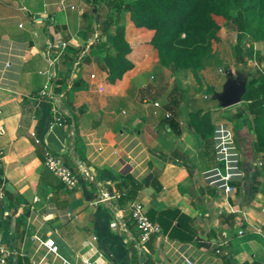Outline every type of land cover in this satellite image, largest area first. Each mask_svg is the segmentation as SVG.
I'll use <instances>...</instances> for the list:
<instances>
[{
	"label": "crops",
	"instance_id": "1",
	"mask_svg": "<svg viewBox=\"0 0 264 264\" xmlns=\"http://www.w3.org/2000/svg\"><path fill=\"white\" fill-rule=\"evenodd\" d=\"M106 6V0H0V127L7 131L0 140V229L12 264H84L82 257L96 264H182L185 257L196 264H264V140L255 132L252 100L244 94L226 107L218 99L231 80L241 90L263 72L258 59L237 61L236 47L245 52L248 35L236 43L226 37L206 62L202 97L176 93L163 70L141 93L137 82L159 66L152 32L126 23L134 68L110 85L104 57L118 16ZM132 39L144 53H135ZM256 46L264 56V43ZM51 56H59L52 67ZM220 60L237 65L214 93ZM54 104L66 124L53 121ZM198 110L210 113L214 140L189 128ZM224 137L232 146L218 162ZM47 148L76 175L74 190L46 168ZM134 202L162 230L141 249Z\"/></svg>",
	"mask_w": 264,
	"mask_h": 264
},
{
	"label": "trees",
	"instance_id": "2",
	"mask_svg": "<svg viewBox=\"0 0 264 264\" xmlns=\"http://www.w3.org/2000/svg\"><path fill=\"white\" fill-rule=\"evenodd\" d=\"M98 2L105 0H97ZM116 3V8L112 7ZM108 7L116 10L112 44L107 49L104 63L108 70L107 82L117 85L124 75L134 68L128 58L132 53L127 40V26L120 16L130 13L135 28L154 31L149 41L158 53L160 71L174 79L176 93L196 99L205 92L201 74L206 62L218 54V47L225 42L228 30L237 33L238 40L247 34L259 35L264 41V0H106ZM237 11L233 16L232 12ZM119 14V15H118ZM237 61L244 64L245 55L236 47ZM258 60L264 62L259 53ZM246 99L252 100L255 132L264 140V69L248 82ZM189 128L204 140H214L216 127L209 112L198 110L190 114Z\"/></svg>",
	"mask_w": 264,
	"mask_h": 264
},
{
	"label": "built area",
	"instance_id": "3",
	"mask_svg": "<svg viewBox=\"0 0 264 264\" xmlns=\"http://www.w3.org/2000/svg\"><path fill=\"white\" fill-rule=\"evenodd\" d=\"M93 2L94 0H90ZM62 6L64 7V3H62ZM51 46V43H49ZM68 46V43H64L60 45V49H65ZM59 56L53 59L49 58V66H53L55 63H58ZM9 66V64L7 65ZM224 69H220V73H223ZM51 78V75H50ZM49 86H46L45 89L41 93V97L44 98L49 90ZM155 106H159L158 103L155 104ZM51 113L52 116L54 117V122L55 123H62L66 124L67 118L66 114L63 113L60 110V106L57 104H54V106L51 107ZM168 117H171V114H168ZM218 130V129H217ZM219 131H217L218 133ZM7 131L4 127H0V140L4 135H6ZM31 139L34 141L35 144H40L41 139L37 136L36 132H31L30 133ZM224 140L226 142L222 143L220 145V150H219V157L217 158L218 162H224L226 160V154L229 152L231 149L232 143L229 142L227 137H224ZM3 149L0 147V163L3 158ZM44 163L46 168L57 178L61 180V182L66 186L67 189L69 190H74L77 185H78V179L76 175L66 166L64 161L62 160L61 157L57 156L54 154L52 150L49 148L45 149V154H44ZM258 165L262 166V163L259 162ZM217 174L221 176L220 170L217 169ZM224 180L228 181L232 178L231 174H226L225 177H222ZM225 190L227 192H232L233 188L230 186H226ZM103 199L104 200H109L110 195L108 193L103 194ZM39 198H35L34 202H38ZM130 212H131V218L133 223L135 224V227L138 230V238H137V247L138 249H141L144 245H146L152 236L160 235L162 230L161 227L153 222L147 212H146V207L140 203V202H134L130 206ZM242 234V232H240ZM45 246L54 254L57 253L58 247L55 245V242L53 240H47L45 242ZM12 258H13V253L10 251L4 244V233L0 229V264H12ZM82 261L84 264H96L95 262H92L90 258L87 257H82ZM182 264H196L193 262L190 258H183Z\"/></svg>",
	"mask_w": 264,
	"mask_h": 264
},
{
	"label": "rangeland",
	"instance_id": "4",
	"mask_svg": "<svg viewBox=\"0 0 264 264\" xmlns=\"http://www.w3.org/2000/svg\"><path fill=\"white\" fill-rule=\"evenodd\" d=\"M133 0H123V2H124V4H129V3H131ZM106 9H108L109 11H112V13H111V16L112 17H115V13H116V10L115 9H112L111 10V8L110 7H107L106 6ZM125 12V13H124ZM123 12V19H124V24L126 25V23H128V26L129 25H131V19H130V13L128 12V11H124ZM232 15L233 16H236L237 15V11H233L232 12ZM120 16H122V14H120ZM136 29H139V28H136ZM147 30V29H146ZM148 31H150V32H152V36L154 35V31H151V30H148ZM226 37H227V39L226 40H228L229 42L230 41H233L234 43H236V39H237V33L236 32H233V30H228V32H227V34H226ZM147 37L145 36V37H138V39L139 40H145ZM152 39V38H151ZM246 39H247V42H245L246 44H245V46H246V50H245V52L244 51H242V52H244V55L246 56V58H249L248 59V61L249 60H252V61H256L257 59H258V56H259V51L257 50V49H255V46L257 45V44H259V43H264V41H263V39H261L260 38V36L259 35H255V37L254 38H251L250 36H246ZM134 42L132 43V45H137V46H135V48L134 49H137V50H135V53H144V51L143 50H141L142 49V46H140L139 47V45L140 44H138V43H136V39H132ZM142 45V44H141ZM220 47H221V45H219V47H218V51L220 50ZM257 47V46H256ZM148 55V54H147ZM145 56H146V54H145ZM234 61H236V59L234 60ZM247 62V61H246ZM221 64H223V69H224V72L223 73H220L219 71L220 70H218V69H215L214 70V72H217L216 74H214L215 76H219V74H222L221 76V85H220V87L218 88V86H216V84L215 85H213L212 87L213 88H215V90H216V92H214V93H217V90L219 91V92H221L222 91V89L224 88L223 86H224V84H225V82L227 81V78H229L228 76L229 75H232V74H230L231 73V71L233 70L232 69V67H235L236 65H237V62H234V64H233V62H228V61H226V60H220V61H218V66H220ZM230 69H229V68ZM257 68V66H254V67H251V69H256ZM263 68V67H262ZM220 69V68H219ZM248 70H249V68H247ZM264 69V68H263ZM204 72V71H203ZM249 72V71H248ZM159 73H160V67L159 66H157L156 67V69H155V71L154 72H152V73H148V74H146V75H143V76H141V78L139 79V81L137 82V84H138V88H139V90H140V92L141 93H145V90H147V87H148V84H149V81H150V77H151V75H155L156 76V78H157V80H158V78H159ZM258 74H259V72H257ZM203 74V73H202ZM228 74V75H227ZM203 76V75H202ZM250 75H248V77H249ZM204 80V79H203ZM231 84H233L234 85V88L236 89V92L238 93V91H239V87H238V85H236L235 83H234V81L233 80H231V82H230ZM134 85H135V82H134ZM247 87H248V84H246V89H247ZM148 91V90H147ZM224 91H222V93H223ZM239 96H241V92L239 93ZM213 97V96H212ZM210 102H212V101H210ZM224 117H228V115L227 114H225L224 115ZM238 129V128H237Z\"/></svg>",
	"mask_w": 264,
	"mask_h": 264
},
{
	"label": "water",
	"instance_id": "5",
	"mask_svg": "<svg viewBox=\"0 0 264 264\" xmlns=\"http://www.w3.org/2000/svg\"><path fill=\"white\" fill-rule=\"evenodd\" d=\"M239 87V86H238ZM241 92V96H244L246 92V83L245 81L242 83V88L241 90L236 92V89L234 88L233 84H229L223 94L218 95L219 101L223 104V106L230 107L235 104L240 103V97L239 93Z\"/></svg>",
	"mask_w": 264,
	"mask_h": 264
}]
</instances>
